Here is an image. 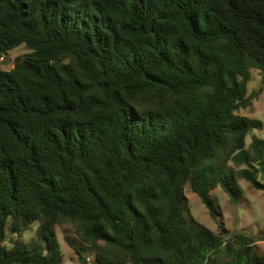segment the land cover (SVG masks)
<instances>
[{"label":"trees","instance_id":"16d2710c","mask_svg":"<svg viewBox=\"0 0 264 264\" xmlns=\"http://www.w3.org/2000/svg\"><path fill=\"white\" fill-rule=\"evenodd\" d=\"M20 44L0 69V264H63L62 221L97 264H264L184 194L217 218L214 188L264 191V139L246 143L262 121L237 113L264 71V0H0V56Z\"/></svg>","mask_w":264,"mask_h":264},{"label":"rangeland","instance_id":"374dc122","mask_svg":"<svg viewBox=\"0 0 264 264\" xmlns=\"http://www.w3.org/2000/svg\"><path fill=\"white\" fill-rule=\"evenodd\" d=\"M27 51V47L24 44H20L3 54L0 56V69L12 68L15 58L25 54ZM247 94L253 96L251 104L247 107L239 108L237 113L262 121V127L254 129L246 137V143L249 144L252 135L264 139V71L254 67L251 68ZM230 165L236 168L233 162ZM238 181L242 187V194L236 203H232L227 193L219 186L210 191V195L216 200L221 211L217 218H213L209 214L199 196L186 184L184 186V194L187 198V212L214 232H219V229L224 230L226 233L225 237L240 232L253 236L256 239L254 248L259 254L264 255V191L255 189L243 178H239ZM37 225L36 221L32 222L20 236V239L25 244L31 243L36 239ZM8 228L9 226L6 230V240L4 242L6 246H10L15 238V235L10 233ZM55 231L63 254V264H82L71 247L70 241L81 249L85 257V264H97L94 252L89 246H85L81 242L78 229L74 224L62 221L55 226Z\"/></svg>","mask_w":264,"mask_h":264}]
</instances>
